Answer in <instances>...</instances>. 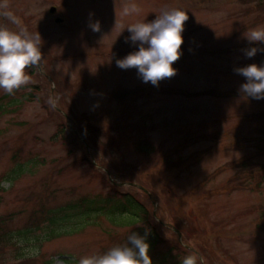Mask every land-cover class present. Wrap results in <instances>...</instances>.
<instances>
[{"label":"rangeland","instance_id":"rangeland-1","mask_svg":"<svg viewBox=\"0 0 264 264\" xmlns=\"http://www.w3.org/2000/svg\"><path fill=\"white\" fill-rule=\"evenodd\" d=\"M171 9L188 14L183 54L154 87L115 60L136 50L130 25ZM257 27L261 0H0V28L42 40L27 83L0 90V218L13 236L2 261L78 264L123 244L134 227L118 226L129 218L115 204L127 194L161 239L153 264L170 250L182 261L181 248L200 264H264V100L243 98L234 71L264 64L243 52L264 49L244 38ZM72 205L102 215L47 240L48 217Z\"/></svg>","mask_w":264,"mask_h":264},{"label":"clouds","instance_id":"clouds-1","mask_svg":"<svg viewBox=\"0 0 264 264\" xmlns=\"http://www.w3.org/2000/svg\"><path fill=\"white\" fill-rule=\"evenodd\" d=\"M138 11L133 4L122 8V15L128 16ZM94 13H90V21ZM188 14L180 9L161 12L149 21L136 22L127 28L129 36L125 43H130L136 50L123 58L116 59V66L122 70L136 69L143 83L159 87L162 80L174 77L177 69L174 63L182 56L184 44L183 32ZM89 27L99 32V20L90 22ZM244 38L249 44L264 43V28L248 30ZM41 36L37 32H14L0 28V90L11 95L29 80L28 69L37 66L42 58ZM251 59L264 49L250 47L243 50ZM234 71L246 80L239 92L243 98L264 100V64H249ZM151 232L145 228L143 233L132 231L123 244L110 247L103 254L81 257L78 264H153L149 255ZM182 264H196L194 255L184 257Z\"/></svg>","mask_w":264,"mask_h":264},{"label":"trees","instance_id":"trees-1","mask_svg":"<svg viewBox=\"0 0 264 264\" xmlns=\"http://www.w3.org/2000/svg\"><path fill=\"white\" fill-rule=\"evenodd\" d=\"M262 1L264 0H261V2ZM120 183L122 182L120 181ZM83 205L85 207V202ZM115 205L121 207L119 211L120 215H123L129 218L127 222L125 221V223H121L120 225L118 224H115V225H118L122 228L134 227L132 231H138L141 233H143L145 228L149 229L151 232L149 236V243H150L149 254L153 253L156 250V247L160 244L161 239L159 238L158 233L156 232L155 228L151 227L150 225V220L148 216L149 214H148L147 209L140 202H138L132 195H127V194L117 197V202ZM82 209L83 207L81 205H72L66 211L64 210L61 211L60 209L57 211L56 214L55 212L51 213L52 216L48 217L49 218L48 219L49 229L46 234L47 240H53V239H56L62 236L72 235L73 233L72 231H70V228L68 229V227L71 225L73 221L79 220V223L81 221L80 225L82 226V229H83L86 225L90 224L93 221V217H96L98 219L99 216L102 215L101 212L95 214L93 211L90 212L89 210H85V212H83ZM112 214L113 212L110 214V216ZM107 219L111 222L109 218ZM41 220H42V217H40L39 219L33 218L32 221L29 222V224L25 227L26 232H24V234H30L31 230H34V229L37 230V228L40 227ZM6 223H7L6 219L0 218V264H5L2 261V258L5 255V248L7 246H11L10 243H11V239L13 238L12 229L9 228ZM55 228L59 229L58 230L59 234L54 233ZM181 249L185 253L184 254L185 256L192 255L189 253V251L183 250V248ZM171 252L172 251L170 250L166 254H164L160 259L158 258L157 260H155L154 264H169V263L182 264L183 260L182 261L177 260V257L175 255H172ZM29 260L30 258L24 259L23 260L24 262L22 264H26V262ZM28 264H52V263L51 262L50 263H47V262L39 263V261L34 260L33 263H28ZM66 264H76V263L70 262L69 260H67ZM196 264H200V263L197 262Z\"/></svg>","mask_w":264,"mask_h":264},{"label":"water","instance_id":"water-1","mask_svg":"<svg viewBox=\"0 0 264 264\" xmlns=\"http://www.w3.org/2000/svg\"><path fill=\"white\" fill-rule=\"evenodd\" d=\"M49 13H50V14H54V13H55V9H54V8H51V9L49 10ZM55 22H56V23H61V20H56Z\"/></svg>","mask_w":264,"mask_h":264}]
</instances>
